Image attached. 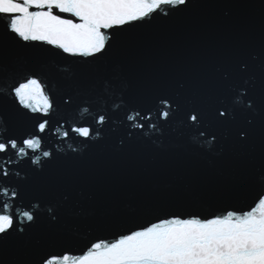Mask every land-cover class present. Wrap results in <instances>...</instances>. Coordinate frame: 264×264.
I'll use <instances>...</instances> for the list:
<instances>
[{"label": "water", "instance_id": "obj_1", "mask_svg": "<svg viewBox=\"0 0 264 264\" xmlns=\"http://www.w3.org/2000/svg\"><path fill=\"white\" fill-rule=\"evenodd\" d=\"M0 264H264V0H0Z\"/></svg>", "mask_w": 264, "mask_h": 264}]
</instances>
